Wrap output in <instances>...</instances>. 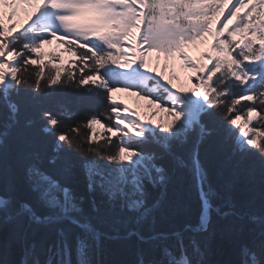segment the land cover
I'll return each mask as SVG.
<instances>
[{
    "label": "snow or ice",
    "instance_id": "snow-or-ice-1",
    "mask_svg": "<svg viewBox=\"0 0 264 264\" xmlns=\"http://www.w3.org/2000/svg\"><path fill=\"white\" fill-rule=\"evenodd\" d=\"M175 61L190 88L165 79ZM208 158L225 188L253 159L264 183V0H0V264H104V241L133 237L121 264H208L213 215L242 222L228 264H264V209L220 197ZM185 174L199 214L156 230Z\"/></svg>",
    "mask_w": 264,
    "mask_h": 264
},
{
    "label": "trees",
    "instance_id": "trees-1",
    "mask_svg": "<svg viewBox=\"0 0 264 264\" xmlns=\"http://www.w3.org/2000/svg\"><path fill=\"white\" fill-rule=\"evenodd\" d=\"M102 131V130H99ZM209 166L210 181L220 197L230 198L238 207H243L257 215L264 209V183L261 182L260 164L257 160H250L243 166V170L235 177L227 188L224 179L217 171L211 158L206 159ZM75 167L72 171V186L79 193L87 196L79 161L73 159ZM158 195V193H153ZM214 203H222L217 199ZM200 211V202L191 177L187 174L182 179L173 180L166 192L165 202L156 215V230H169L173 226L187 221H194ZM239 223L232 224L230 220L221 219L213 215L208 239L206 260L208 264H228L233 258V247L238 239L234 229ZM102 230L107 228L102 226ZM147 226L142 231L147 232ZM143 247L135 237L128 240L104 241L100 254L96 257L104 264H121L135 258L136 251ZM75 260V256H73Z\"/></svg>",
    "mask_w": 264,
    "mask_h": 264
},
{
    "label": "rangeland",
    "instance_id": "rangeland-1",
    "mask_svg": "<svg viewBox=\"0 0 264 264\" xmlns=\"http://www.w3.org/2000/svg\"><path fill=\"white\" fill-rule=\"evenodd\" d=\"M5 11V13H7V9H5L4 10ZM25 19V16H24V13L23 12H20V13H18V15H17V17H16V22H22L23 20ZM8 21H7V19H6V16H5V23H7ZM52 48V49H55L57 46H56V44L54 43L52 46H48V47H46V50H48V48ZM192 47H189L188 49H186V50H189V49H191ZM202 49H198L197 51H194L193 53H191L190 55L193 57V59H198L199 58V54H200V51H201ZM66 59H67V57H66ZM179 62V61H178ZM179 67L181 68V71H182V73H186V74H188L189 75V72H188V70L187 69H185V68H183V67H181V65H180V62H179ZM165 75V74H164ZM185 79V78H184ZM187 79V78H186ZM186 79L185 80H178V79H176L175 81H176V85H177V87H186V88H190L192 85H191V83L189 82V83H185V81H186ZM185 84H184V83ZM128 93V92H127ZM118 101H120V100H118ZM123 102L125 103V104H127L128 105V107L129 108H131V109H135L137 112H139V114H140V119L141 120H143V121H145V122H147V121H149V120H152V119H155V120H159L161 117H163L164 116V114L163 113H158L157 114V116H155V117H153L152 115H151V112H152V110H150V109H148L147 107H146V101H144L143 99H141L140 97H138V96H135V101L134 102H136V103H134L133 105L128 101V100H123ZM165 119H166V117H165ZM98 130H100L99 129V126H98Z\"/></svg>",
    "mask_w": 264,
    "mask_h": 264
},
{
    "label": "bare ground",
    "instance_id": "bare-ground-1",
    "mask_svg": "<svg viewBox=\"0 0 264 264\" xmlns=\"http://www.w3.org/2000/svg\"><path fill=\"white\" fill-rule=\"evenodd\" d=\"M198 49H202V47H192L191 49H189L187 51H188V53L190 55L191 53H193L194 51H197ZM151 55L154 58L156 54L155 53H152ZM162 65H163V58H161V62H160V66L159 67L156 64L155 59H153L151 61V64H150V66L156 67L158 71H164L163 68H162ZM173 71L175 72L176 76L179 77L178 80H182V79L185 80L188 77V74L182 73L181 68L179 67V62L178 61H175L174 62V66L170 64L168 70H166L164 72L165 79L170 78L171 75H172V73H173ZM186 82L189 83L188 79H186L185 83ZM174 83L176 84V81L175 80H174ZM184 88H186V87L184 86ZM116 98H117V100H128L132 105L134 103H136V102H134L135 101V95H130L127 92H118V93H116Z\"/></svg>",
    "mask_w": 264,
    "mask_h": 264
}]
</instances>
